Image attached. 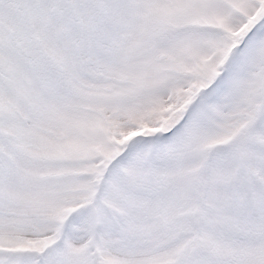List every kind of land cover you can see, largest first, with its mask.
<instances>
[{"label":"snow or ice","instance_id":"6c2138e0","mask_svg":"<svg viewBox=\"0 0 264 264\" xmlns=\"http://www.w3.org/2000/svg\"><path fill=\"white\" fill-rule=\"evenodd\" d=\"M0 264H264V0H0Z\"/></svg>","mask_w":264,"mask_h":264}]
</instances>
